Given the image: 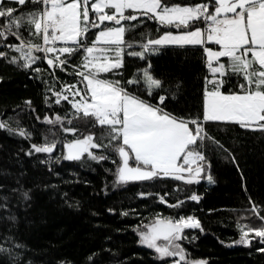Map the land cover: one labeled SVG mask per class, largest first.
I'll list each match as a JSON object with an SVG mask.
<instances>
[{
  "label": "trees",
  "instance_id": "trees-1",
  "mask_svg": "<svg viewBox=\"0 0 264 264\" xmlns=\"http://www.w3.org/2000/svg\"><path fill=\"white\" fill-rule=\"evenodd\" d=\"M6 2L24 17L29 10L42 7L28 0L23 6L12 0ZM165 2L194 5L207 0ZM122 23L126 28L136 25L125 33L123 67L99 77L120 81L121 87L153 105L158 103V95H166L168 99L160 105L165 111L178 117L202 119L205 77H211L203 47L171 45L156 47L158 51L146 53L144 59L129 56V51H142L141 45L148 38L178 30L165 28L141 14L139 21ZM197 23L203 26L202 21ZM111 26L117 25L106 21L100 28ZM100 28L90 29L79 51L60 56L68 60L66 71L50 67L43 52L32 53L41 59L31 68L23 67L22 59L10 63L12 56L20 54L4 45L20 41L11 35L7 40L0 38V51L8 54L6 59H0V123L6 125L0 129V264H171L175 258L158 257L153 249L140 243L139 233L157 218L175 220L190 215L199 220L203 231L185 229L187 239L178 241L189 261L264 264V252L257 251L264 244L254 233L247 238L249 245L235 243L241 226L256 227L261 223L251 212L252 204L264 216V131L234 122L204 123L207 136L203 152L210 163L208 171L213 182L201 178L200 183L187 184L172 178H154L120 184V157L112 147L92 150L108 157L99 162L87 156L81 161L64 159V145L87 132L95 134L96 142L109 144L106 128L93 127L92 118H84L68 101L61 99L60 104L55 103L56 92L72 100L67 85L85 86L76 72L87 73L83 68L84 48ZM20 33L25 40L42 44L39 36H30L23 28ZM55 45L65 46L58 42ZM54 55L49 53L47 57ZM221 60L228 63L227 58ZM149 64L150 74L162 81V90L154 89L151 96L147 95L148 85L142 76ZM37 67L40 72L33 70ZM130 79L141 82L127 84ZM224 79L223 92L238 91L240 77L229 75ZM56 116L62 118L60 123L46 122V118L55 120ZM64 128L78 131L74 136ZM21 129L27 138L18 134ZM52 142L56 149L51 154L36 153L31 148L32 144ZM165 193L167 204L159 199ZM193 193L201 197L199 202L189 199ZM178 201H183L180 207L168 206Z\"/></svg>",
  "mask_w": 264,
  "mask_h": 264
},
{
  "label": "snow or ice",
  "instance_id": "snow-or-ice-1",
  "mask_svg": "<svg viewBox=\"0 0 264 264\" xmlns=\"http://www.w3.org/2000/svg\"><path fill=\"white\" fill-rule=\"evenodd\" d=\"M28 2L42 7L39 10H29L28 16L24 17L19 9L8 6L6 0H0V38L7 40L11 35L20 41L19 44L9 43L4 47L20 54L19 57L12 56L9 62L15 64L22 59L25 68H31L41 59L32 55L33 52H43L50 67L66 71L68 60L60 59L61 55H72L79 51L83 47V41L88 38L90 29L100 28L106 21L117 25L99 31L91 42L92 46L84 48L87 55L84 56L83 68L88 71H77L76 75L82 77L85 86L80 88L70 84L66 88L73 97L79 96L80 100L73 102L61 92L55 93L56 104H60L61 99L68 101L84 118H92L93 127L106 128L109 144L96 142L95 134L90 133L66 143L64 159L81 161L87 156L88 159L99 162L108 157L96 155L92 150L112 147L120 157L117 168V182L120 184L154 178H172L187 184L200 183L201 178L213 182L208 171L210 163L203 152V141L207 136L204 123L234 122L241 127L264 131V0H207L188 6L169 5L165 0ZM12 3L23 6L26 0H12ZM105 9L112 10L111 14ZM126 10H132L133 14L125 15ZM136 12L150 20H156L165 28L174 27L178 32L173 34L167 31L158 38H148L141 45L142 51H129L127 55L144 59L146 53L158 51L155 46L203 47L206 66L212 78L205 77L202 119L178 117L165 111L160 105L168 99L166 95H158V103L153 105L121 87L120 81L99 78L101 73L123 67L125 33L136 25L126 28L122 22L139 21L140 16L134 14ZM199 21L204 23L203 28L197 23ZM22 28L30 36H39L42 44L25 40L20 33ZM57 42L65 46L56 48L54 45ZM97 43H102L105 47L97 48ZM208 43L218 45L219 50L205 47ZM69 44L73 46L70 47ZM127 47L131 48L132 45L127 44ZM49 53L58 54L48 58ZM7 57V52L0 51V59ZM221 58H227L228 63L221 62ZM150 68L149 64L142 73L148 85L149 96L154 89L162 90L161 79L154 78L148 71ZM33 70L41 71L39 67ZM229 75L240 77L242 82L236 85L238 91L225 93L221 89L226 83L224 77ZM140 82L139 79L126 81L127 84ZM28 103L31 104V101ZM61 120L60 116H56L55 120L46 118L49 124L60 123ZM68 123L71 124L72 121L68 120ZM189 125L193 127L190 128ZM4 128L6 125L0 123V129ZM64 131L75 136L78 129L64 128ZM18 134L26 137L23 129ZM116 141L119 143L113 144ZM31 148L36 153L51 154L56 149V143L32 144ZM28 154L31 155L32 152ZM130 160L134 162V166L130 165ZM112 163L115 164L116 161L113 160ZM166 195L167 193L159 197L161 203H168ZM200 198L195 193L189 197L196 202ZM182 204L183 201H178L168 206L180 207ZM251 212L261 223L256 227L241 226L239 239L235 243L249 245L251 241L247 238L250 233H254V237L260 238L259 242L264 244V216L260 215L255 204H252ZM144 227L147 231H140V243L153 249L161 259L175 258L171 264H207L206 261H189L186 250L178 243L187 239L183 234L185 229L199 228L203 231L198 219L191 216H181L175 220L157 218L151 226ZM161 239L166 243L158 244L157 241ZM257 251L264 252V247Z\"/></svg>",
  "mask_w": 264,
  "mask_h": 264
},
{
  "label": "crops",
  "instance_id": "crops-1",
  "mask_svg": "<svg viewBox=\"0 0 264 264\" xmlns=\"http://www.w3.org/2000/svg\"><path fill=\"white\" fill-rule=\"evenodd\" d=\"M181 6H188V5H181ZM89 10H90V17H92L93 16V13L91 12V6L89 5ZM105 11L106 12H109L110 14H111V12H112V10H110V9H105ZM129 11H132V10H126L125 11V15L129 12ZM111 27H116V26H111ZM202 28H203V26H201ZM104 28H100L98 31H97V34H98V32L99 31H101V30H103ZM171 32H173V34H177V32L176 31H171ZM165 33V32H164ZM164 33H162L161 35H163ZM96 34V35H97ZM160 35V36H161ZM158 38V37H157ZM125 39V38H124ZM95 40V39H94ZM58 43H60V42H58ZM69 45H71V44H69ZM92 46V43L91 44H88L86 47H91ZM165 46H171V45H165ZM85 47V48H86ZM96 47L97 48H102V47H105V45L104 44H102V43H97V45H96ZM125 47V46H124ZM151 47V46H150ZM155 47H164V46H155ZM205 47H212V48H219V46L218 45H215L214 43H208V44H206L205 45ZM85 55H87V53H85ZM112 54H109V56H111ZM123 55H124V53H123ZM251 54H249V56H250ZM222 59V58H221ZM85 62V61H84ZM221 62H224V63H226V61H223V60H221ZM99 78H101V77H99ZM212 77H210V79H211ZM217 78H219L218 77V74H217ZM101 79H103V78H101ZM222 91V90H221ZM225 93H228V92H225Z\"/></svg>",
  "mask_w": 264,
  "mask_h": 264
},
{
  "label": "rangeland",
  "instance_id": "rangeland-1",
  "mask_svg": "<svg viewBox=\"0 0 264 264\" xmlns=\"http://www.w3.org/2000/svg\"><path fill=\"white\" fill-rule=\"evenodd\" d=\"M56 48H60L61 46H55ZM210 48H212V47H210ZM213 50H219V48H212ZM56 55H57V53H55ZM94 54H98V53H94ZM109 54H111V53H107V55H109ZM91 67V66H90ZM87 70V69H86ZM88 71V70H87ZM80 100V97L79 96H75V97H73L72 96V101L73 102H75V101H79ZM189 127L191 128V126L189 125ZM88 134H90V132H87V133H85V134H83V135H81V137H79V138H83L85 135H88ZM92 134V133H91ZM131 161L132 160H130V164H131ZM184 175H187L186 173L184 174ZM147 231V230H146ZM157 243L158 244H160V245H163V244H165L166 242H164L162 239L161 240H158L157 241ZM143 245V244H142ZM145 246V245H144ZM157 256L158 257H160L159 256V254H157Z\"/></svg>",
  "mask_w": 264,
  "mask_h": 264
},
{
  "label": "built area",
  "instance_id": "built-area-1",
  "mask_svg": "<svg viewBox=\"0 0 264 264\" xmlns=\"http://www.w3.org/2000/svg\"><path fill=\"white\" fill-rule=\"evenodd\" d=\"M205 25H204V23H203V27H204ZM54 46H58V45H54ZM48 55V54H47ZM68 96V95H67ZM191 217H193V215H190Z\"/></svg>",
  "mask_w": 264,
  "mask_h": 264
},
{
  "label": "water",
  "instance_id": "water-1",
  "mask_svg": "<svg viewBox=\"0 0 264 264\" xmlns=\"http://www.w3.org/2000/svg\"><path fill=\"white\" fill-rule=\"evenodd\" d=\"M136 15L140 16V14H136ZM129 163H130V161H129ZM130 165H132V164H130ZM133 166H134V165H133Z\"/></svg>",
  "mask_w": 264,
  "mask_h": 264
}]
</instances>
